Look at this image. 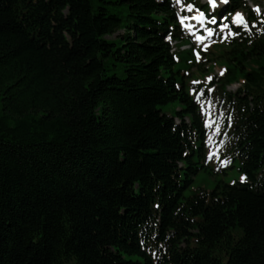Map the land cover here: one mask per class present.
Listing matches in <instances>:
<instances>
[{"label": "trees", "instance_id": "1", "mask_svg": "<svg viewBox=\"0 0 264 264\" xmlns=\"http://www.w3.org/2000/svg\"><path fill=\"white\" fill-rule=\"evenodd\" d=\"M238 9L254 26L209 49V85L245 181L185 196L206 69L166 40L170 0H0V264H264V15Z\"/></svg>", "mask_w": 264, "mask_h": 264}, {"label": "rangeland", "instance_id": "2", "mask_svg": "<svg viewBox=\"0 0 264 264\" xmlns=\"http://www.w3.org/2000/svg\"><path fill=\"white\" fill-rule=\"evenodd\" d=\"M182 1V0H181ZM248 2V5L253 7V3L251 0H245ZM187 1H182V4H186ZM201 3H205L206 0H200ZM177 3V1L175 2ZM262 4V3H261ZM112 10L116 13H121V6H111ZM255 10L256 7H253ZM259 9V8H258ZM242 12V11H241ZM258 14H260L259 11H256ZM244 14V17H246L245 21L246 23L243 24L244 26L249 24L248 20V14L246 11L242 12ZM232 21L233 23H236V14L229 19V21ZM229 24H228V30H226L227 37L231 35V32L229 30ZM124 31H119L116 34L109 36L108 38H116L118 34L123 33ZM223 35V34H222ZM222 38V37H220ZM222 39H225L222 38ZM176 48V47H175ZM189 47H184L183 49H187ZM179 51H182L181 48ZM199 57H197L198 61H200V65L204 67L206 70L203 71L198 66L193 67L191 70H189V73L186 75L187 79L191 82V85L193 84V81H198L197 79H201V85H203L202 90L204 89L205 85L212 80L218 79L219 76H221V72L223 71V68H221L219 65H215V63L211 60L212 58H215L214 53H207V55H202L201 51L199 49L198 51ZM214 67L213 71L208 73L209 68L208 67ZM201 75V76H200ZM205 75V76H204ZM204 76V77H203ZM208 77H212L211 80L208 79ZM197 84V83H196ZM239 86L238 83H235L231 85L228 90L229 91H235L237 87ZM216 87V86H214ZM213 87V88H214ZM216 89V88H215ZM194 90V89H193ZM199 91L197 94V98L199 99L200 105L202 107L203 113L206 114L207 118V125H208V140H207V157L209 159H213L214 157H218V159H214L211 163V165L206 169H201L195 176L193 182L190 184V186L185 190V196H189L193 190L203 187L208 190H213L216 186L218 181H224L233 183L238 180H242V172L239 170L240 161L239 159L232 160V156L226 157L228 164L232 162V167L225 168L220 163L219 159L224 158V151L229 143V136H228V127L225 124L224 120V108L218 107V99H217V92L214 90L213 92H210L209 89V95H206V97L201 98L200 96L203 94V91ZM202 93V94H201ZM196 94V93H195ZM174 105H171L170 107L166 106L165 111L171 113L172 108ZM211 151H219L218 156H210Z\"/></svg>", "mask_w": 264, "mask_h": 264}, {"label": "snow or ice", "instance_id": "3", "mask_svg": "<svg viewBox=\"0 0 264 264\" xmlns=\"http://www.w3.org/2000/svg\"><path fill=\"white\" fill-rule=\"evenodd\" d=\"M177 2L179 3V2H181V0H177ZM222 2L225 3V4H227L228 3V0H222ZM209 3L213 7H216V0H209ZM187 8H188L189 11H191L192 8H193V5L189 4V5H187ZM256 11H259V9L257 8ZM184 19H187V18H182V20H181L182 23H183V20ZM196 19H199V20L202 21L204 19V13L201 12L199 14V16L196 17ZM212 22L215 23L216 22L215 19H213ZM235 22L237 24H245L246 23V21H244V19H243V15L241 13H236V20H235ZM224 27L227 28L228 25H224ZM208 31H209V34L211 35L212 34V30L211 29H208ZM233 34H235V33H233ZM198 39H203V37H198ZM195 54L197 55V57H199V53L198 52L195 53ZM221 75H223V71L221 72ZM208 79L211 80L212 77H208ZM193 83H199V82L198 81H193Z\"/></svg>", "mask_w": 264, "mask_h": 264}]
</instances>
